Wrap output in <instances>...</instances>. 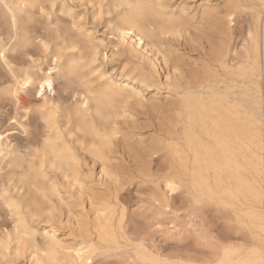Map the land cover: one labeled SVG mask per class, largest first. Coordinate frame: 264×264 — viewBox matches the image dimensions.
Here are the masks:
<instances>
[{"label": "bare ground", "instance_id": "1", "mask_svg": "<svg viewBox=\"0 0 264 264\" xmlns=\"http://www.w3.org/2000/svg\"><path fill=\"white\" fill-rule=\"evenodd\" d=\"M62 1L61 12L64 3L73 0ZM90 1L99 17L111 15L108 23L121 39H134L137 46L142 43L155 49L160 60L155 59L152 72L140 68L135 75L120 74L114 80L101 67H91L95 52L88 35L72 37L56 31L49 40L38 42L36 55L40 57L25 53L27 64L20 67L6 62L12 78L6 93L15 100L20 93L38 98L44 87L54 92L56 79L65 81L64 90L71 88L72 98L67 105L43 99L39 107L44 124L41 138L34 141L32 150L8 162L7 182L16 193L1 199L15 218L17 249L28 247L34 254L44 253L48 262L57 260L58 242L48 233L38 242L30 224L45 215L53 218L56 207L52 197L61 202L57 173L62 180L76 183L83 158L88 157L94 165L96 160L107 158L117 135L121 139L127 136L121 134L118 120L129 119L127 104L138 97L137 86L145 91L165 90L167 95L164 104L151 105L158 123L147 146L137 142L140 149H135L134 161L139 169H151L152 157L164 155V169L173 172L164 181L168 193L184 189L193 207L214 203L229 212L234 231L250 232L255 241L251 249L244 252L221 244L213 264H264V0H228L224 18L215 10L203 9L187 21L168 12L163 0ZM55 3L50 0L49 7ZM246 5L252 6L254 17L238 49L239 62L231 65V34L216 28L223 20L228 24ZM36 8L44 11L41 0H0L1 14L15 41L13 48L30 46L24 25ZM207 28L214 35L207 42L209 54L189 70L172 51H160L166 35L183 33L190 40L196 34L205 35ZM48 56L50 64L45 66L43 58ZM1 60H5L3 54ZM160 197L154 201L166 207V198ZM112 218L111 212L96 231L98 241L105 246L117 243L110 226ZM89 250L79 248L74 256L60 255L64 260L73 259V264H88L92 259ZM135 256L143 264H181L162 261L142 250Z\"/></svg>", "mask_w": 264, "mask_h": 264}, {"label": "rangeland", "instance_id": "2", "mask_svg": "<svg viewBox=\"0 0 264 264\" xmlns=\"http://www.w3.org/2000/svg\"><path fill=\"white\" fill-rule=\"evenodd\" d=\"M49 1L41 0L44 11L34 9L31 20L24 25L30 37V46L26 49L13 48L15 41L12 30L0 9V264H40L37 263L38 259L41 264L51 263L46 260L44 253L34 254L28 247L17 249L13 240L15 218L10 216L1 197H13L16 193L12 191V184L7 182L9 160L32 150L34 141L43 134L44 124L39 114L43 99L63 105L72 101L71 88L64 90L63 79L55 80L54 92L51 94L36 98L31 93H20V97L17 96L15 100L6 93L12 86L6 62L11 67H20L27 64L25 53L40 57L36 55L38 42L49 40L56 31L72 37L79 33L88 35L95 52V62L91 67H101L114 80H118L120 74L125 77L131 73L135 75L140 68L152 72L155 59L160 60L161 56L157 55L155 49L146 48L142 43L137 46L134 39H121L108 23L111 15L103 13L99 17L90 0L66 1L63 12L60 11L62 0H56L53 8L49 7ZM163 2L168 12L187 21L197 17L203 9L215 10L221 19L224 18L228 0ZM244 7L236 11L228 24L223 20L216 28L217 31L227 30L231 34V65L239 62L236 55L246 28L254 17L252 6ZM205 33L201 36L196 34L190 40L183 33L166 35L160 51H172L183 68L189 70L209 54L207 42L214 38L209 28ZM2 54L4 61L1 60ZM48 59L49 56L43 58V65L50 64ZM89 78L93 79L94 74ZM160 80L162 82L163 77ZM134 87L138 97L127 104L129 119L118 120L121 134L127 136L121 139L117 135L113 139V145L106 154L107 160H96L93 165L91 159L83 158L76 183L62 180L57 173L61 202L55 196L52 197L56 207L53 218L45 215L34 218L30 224L36 231L38 242L44 233L52 235L58 242L57 260L52 263L73 264V259L66 261L62 256H74V250L85 247L92 251V259L88 264H143L135 256L139 250L162 261L213 264L218 258L221 244L234 245L244 252L251 249L255 241L250 232L246 229L234 231L231 216L226 209L214 203L193 207L184 189L180 188L173 193L165 190L164 181L173 172L164 169V155L152 157L151 169H139L134 161L135 149H140L137 142L141 141V147H145L155 136L152 129L158 121L150 108L153 103L164 104L167 95L165 90L155 92ZM160 195L166 198V207H160L154 201ZM111 212L113 218L110 226L116 234L117 243L105 246L98 241L96 231Z\"/></svg>", "mask_w": 264, "mask_h": 264}, {"label": "built area", "instance_id": "3", "mask_svg": "<svg viewBox=\"0 0 264 264\" xmlns=\"http://www.w3.org/2000/svg\"><path fill=\"white\" fill-rule=\"evenodd\" d=\"M52 92H50V90L47 88V87H44L43 89H42V94L44 95V94H51Z\"/></svg>", "mask_w": 264, "mask_h": 264}, {"label": "snow or ice", "instance_id": "4", "mask_svg": "<svg viewBox=\"0 0 264 264\" xmlns=\"http://www.w3.org/2000/svg\"><path fill=\"white\" fill-rule=\"evenodd\" d=\"M0 139H2V137H0ZM168 187H169V188H172V185H171V184H169V185H168Z\"/></svg>", "mask_w": 264, "mask_h": 264}]
</instances>
